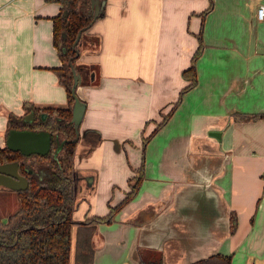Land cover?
<instances>
[{"label": "crops", "instance_id": "obj_1", "mask_svg": "<svg viewBox=\"0 0 264 264\" xmlns=\"http://www.w3.org/2000/svg\"><path fill=\"white\" fill-rule=\"evenodd\" d=\"M100 1L76 60L88 73L76 89L85 111L73 220L106 215L140 166L142 178L114 221L96 225L92 264L103 252L120 264L155 255L190 264L217 253L230 264H264V118L234 119L264 114V21L256 17L264 0ZM60 8L54 0H0V147L8 116L26 115L23 103H66L52 44ZM199 44L195 86L153 132L187 84L182 72ZM179 113L187 131L158 143ZM0 196L14 201L0 215L8 224L19 198L2 186Z\"/></svg>", "mask_w": 264, "mask_h": 264}, {"label": "trees", "instance_id": "obj_2", "mask_svg": "<svg viewBox=\"0 0 264 264\" xmlns=\"http://www.w3.org/2000/svg\"><path fill=\"white\" fill-rule=\"evenodd\" d=\"M54 1L61 5L59 13L52 18V44L61 61V67L54 71L57 74L58 83L65 89L66 103L57 106L23 103L24 113L32 114L31 122H25L23 117L9 115L5 136L11 129L42 130L52 135V142L56 143V138L59 142L65 141L57 154H54L55 143H51L47 154H33L28 157L18 151H11L6 146L0 147V163L17 161L19 170L28 181L25 190L16 191L19 207L13 215L9 216L10 222L4 224L0 221V264H70L73 226H76L77 230L72 264H92L94 249L91 237L96 225L110 224L114 221L116 213L135 195L142 178V166H140L135 171L136 175L128 183L129 192L117 205L109 206L105 216H91L77 222L73 220L72 214L76 207L72 192L73 156L78 139L73 125L69 123L73 104L71 94L73 80L69 62L80 75L81 81H86L88 70L77 64L78 55L72 48V43L78 31L81 30L76 46L79 53L84 32L96 19H93L89 0ZM201 48L199 44L191 58L190 66L182 72L187 84L180 90L178 99L169 113L161 116V121L153 132L165 124L180 103L183 94L195 86V62L201 53ZM44 114L47 116L45 120L42 119ZM258 118H264V114H238L234 117L237 121ZM152 133L151 135L154 134ZM148 138L142 139V148ZM230 229L231 231L234 229L233 218ZM138 264H162V260L160 256L155 255L150 259L140 258ZM190 264H230V256L217 253Z\"/></svg>", "mask_w": 264, "mask_h": 264}, {"label": "water", "instance_id": "obj_3", "mask_svg": "<svg viewBox=\"0 0 264 264\" xmlns=\"http://www.w3.org/2000/svg\"><path fill=\"white\" fill-rule=\"evenodd\" d=\"M90 7L92 10L93 19H96L101 15V7L104 5V1L100 0H89ZM82 31H78L76 37L72 43V48L75 50L76 55H78V50L76 46L79 42ZM69 67L72 75V85L71 94L73 96V104L71 106V118L70 123L73 125L76 138L78 139V127L81 123L84 111L85 103L83 100L79 99L76 94V89L80 83V75L75 71L71 62H69ZM32 114H28V118L25 116L23 120L29 122L31 120ZM65 140L59 142L57 140V147L54 154H57L59 149L62 147ZM52 143V135L47 131H34L28 129H11L9 130L6 139L5 146L11 151H18L23 156L28 157L33 154L45 155L50 151ZM0 186L21 191L25 190L28 186V181L26 177L19 170V163L17 161L0 163Z\"/></svg>", "mask_w": 264, "mask_h": 264}, {"label": "rangeland", "instance_id": "obj_4", "mask_svg": "<svg viewBox=\"0 0 264 264\" xmlns=\"http://www.w3.org/2000/svg\"><path fill=\"white\" fill-rule=\"evenodd\" d=\"M185 114H178V118H176L175 122L172 124H170V129L168 130V136H162L161 140H158L159 142H165L166 140H168V138L175 136L177 132H186L188 129V126L186 124V118L184 116ZM172 125V126H171ZM14 206V201H9L7 199H3L0 196V215H4L6 210L9 211L12 207ZM74 240H75V232L72 236V252H71V263H73V259H74ZM96 246L98 247L99 245L96 244ZM106 253H101V255L99 254V258H97V262L96 264H120L121 260L118 261H114L111 262L109 261L107 258V256H105Z\"/></svg>", "mask_w": 264, "mask_h": 264}, {"label": "built area", "instance_id": "obj_5", "mask_svg": "<svg viewBox=\"0 0 264 264\" xmlns=\"http://www.w3.org/2000/svg\"><path fill=\"white\" fill-rule=\"evenodd\" d=\"M256 17L260 21H264V4H261L256 9Z\"/></svg>", "mask_w": 264, "mask_h": 264}, {"label": "flooded vegetation", "instance_id": "obj_6", "mask_svg": "<svg viewBox=\"0 0 264 264\" xmlns=\"http://www.w3.org/2000/svg\"><path fill=\"white\" fill-rule=\"evenodd\" d=\"M25 117L28 118V115H25ZM46 117H47V116H46L45 114L42 115V119H43V120H45ZM31 120H32V117H31ZM31 120H30L29 122H31ZM69 123H70V122H69ZM70 124H71V123H70ZM57 140H58V138H57ZM57 140H56V142H57ZM52 143H55V142L53 141ZM55 145H56V147H57V143H55ZM62 146H63V145H62ZM61 148H62V147H61ZM61 148H60V149H61ZM60 149H59V151H60ZM59 151H58V152H59ZM20 172H21V171H20ZM108 209H109V206H108ZM108 211H109V210H108ZM104 216H105V215H104ZM107 225H108V224H107Z\"/></svg>", "mask_w": 264, "mask_h": 264}]
</instances>
